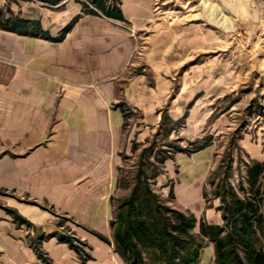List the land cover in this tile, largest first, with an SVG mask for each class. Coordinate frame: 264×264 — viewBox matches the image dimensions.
Returning a JSON list of instances; mask_svg holds the SVG:
<instances>
[{
    "label": "crops",
    "instance_id": "crops-1",
    "mask_svg": "<svg viewBox=\"0 0 264 264\" xmlns=\"http://www.w3.org/2000/svg\"><path fill=\"white\" fill-rule=\"evenodd\" d=\"M9 9L39 21L48 36L0 28V264H42L30 241L44 235L49 237L40 248L51 264H82L59 240L66 236L61 220L87 249L85 264H126L114 250L111 227L119 168L133 140L119 105L154 118L163 103L158 90L138 76V33L151 21L150 3L121 0L123 21L82 14L73 0ZM164 86L158 81L154 87ZM186 159L167 160L163 172L171 179L175 162L181 166ZM205 163L194 162V172ZM204 175L176 183L178 205L189 207ZM190 212L198 221L222 225L215 209ZM196 264H214L212 244Z\"/></svg>",
    "mask_w": 264,
    "mask_h": 264
},
{
    "label": "rangeland",
    "instance_id": "rangeland-1",
    "mask_svg": "<svg viewBox=\"0 0 264 264\" xmlns=\"http://www.w3.org/2000/svg\"><path fill=\"white\" fill-rule=\"evenodd\" d=\"M73 1L80 5L89 3ZM117 1L120 6L121 0ZM146 1L150 3L152 18L138 33V76L158 90V101L163 99V103L154 118L142 110L136 114L119 105L133 140L131 152L119 171L113 206L116 209L131 194L141 163L154 162L152 154L143 153L152 146L154 152L162 151L160 157L169 155L173 161L175 156L188 158L181 166L175 162L171 179L163 172V166L160 177L151 184L162 203L185 213H191L190 208L216 210L220 203L214 192L222 180L239 191L246 167L251 162L264 163V0ZM41 2L0 0V5L6 8L9 3L17 11L34 9ZM158 81L165 86L155 88ZM167 117L178 122L176 131L169 136L166 129L172 124H162ZM144 132L146 136L141 135ZM133 144L137 146L135 151ZM202 144L208 145L204 154L196 155L201 150L174 153L175 149L193 150ZM197 160L206 163L194 172ZM196 174H205V180L197 184L189 207L178 205L172 189L180 179L186 181ZM162 186L168 187L165 192ZM59 223H63V231L70 237L66 220ZM72 244L82 251V256L88 255L81 243Z\"/></svg>",
    "mask_w": 264,
    "mask_h": 264
},
{
    "label": "trees",
    "instance_id": "trees-1",
    "mask_svg": "<svg viewBox=\"0 0 264 264\" xmlns=\"http://www.w3.org/2000/svg\"><path fill=\"white\" fill-rule=\"evenodd\" d=\"M41 1L54 6L59 0ZM87 1L89 3H81L82 14L123 21L117 0ZM78 18L76 16L55 40H61ZM0 28L24 36H48L39 21L11 13L9 3L0 10ZM172 122L168 117L162 119V124H172L166 129L167 136L177 129L178 122ZM207 146L202 144L193 150L179 148L174 153L193 154ZM136 148L133 144L132 151ZM161 152H154L152 146L143 151L144 155L152 154L154 162L141 163L131 194L115 209L111 222L114 250L124 262L196 264L203 249L212 244L214 264H264V163L251 162L246 167L244 184H240L239 191L226 179L221 181L214 198L220 203L216 211L221 214L222 225H214L204 219L198 221L192 213L165 206L152 191L151 184L161 175L165 162L171 159L169 155L160 157ZM48 237L44 235L30 242V248L42 264H51L40 248ZM59 240L78 253L82 264L90 259L73 246L72 237L59 236Z\"/></svg>",
    "mask_w": 264,
    "mask_h": 264
}]
</instances>
